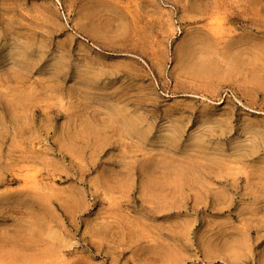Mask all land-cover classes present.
I'll return each mask as SVG.
<instances>
[{"label":"rangeland","instance_id":"rangeland-1","mask_svg":"<svg viewBox=\"0 0 264 264\" xmlns=\"http://www.w3.org/2000/svg\"><path fill=\"white\" fill-rule=\"evenodd\" d=\"M0 264H264V0H0Z\"/></svg>","mask_w":264,"mask_h":264},{"label":"bare ground","instance_id":"bare-ground-1","mask_svg":"<svg viewBox=\"0 0 264 264\" xmlns=\"http://www.w3.org/2000/svg\"><path fill=\"white\" fill-rule=\"evenodd\" d=\"M209 63H210V62H209ZM209 63H207V66H203L202 64L195 65V66H191V67H190V71H191L192 73H194L195 75L207 74V73L209 72V69L211 68V67L208 66ZM205 65H206V64H205ZM210 65H211V63H210ZM212 65L214 66V64H212ZM230 65L233 66V63L230 64ZM232 66H231V68H230L229 71H232V68H233ZM213 68H215V67H213ZM211 69H212V68H211Z\"/></svg>","mask_w":264,"mask_h":264}]
</instances>
